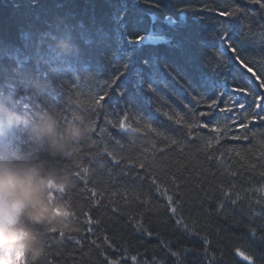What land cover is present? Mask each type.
<instances>
[{
	"label": "trees",
	"instance_id": "16d2710c",
	"mask_svg": "<svg viewBox=\"0 0 264 264\" xmlns=\"http://www.w3.org/2000/svg\"><path fill=\"white\" fill-rule=\"evenodd\" d=\"M205 4L214 11H196ZM261 4L264 0H0V104L24 115L47 112L61 127L77 116L95 121L90 135L72 143L70 156L53 154L24 134L10 142L45 171L73 176V185L56 195L72 207L74 225L67 231L56 224L37 226L41 252L30 255L28 264H248L237 249L264 264L259 239L264 234V123L249 122L256 102L244 111L221 113L237 99L224 95L211 117H202L220 90L188 87L214 63L212 45L219 46L215 36L221 25L234 35L243 31V55L261 59L248 43L264 37ZM237 8L234 17L219 16ZM138 36L143 39L137 41ZM58 39L70 48L59 49ZM227 80L229 93L243 86L232 76ZM106 82L110 90L101 91ZM105 92L102 110L95 109L93 99ZM201 95L203 102L195 103ZM125 113L131 125L125 131L108 123H118ZM206 122L208 127H201ZM188 124L196 126L191 136ZM213 126L221 132H212ZM209 140L212 150L201 151ZM166 145L170 150L161 153ZM130 158L143 162L164 187L172 181L179 186L185 202L176 218L189 231L175 225L164 211L166 201L155 194L153 210L142 215L144 206L135 197L148 192L149 180L133 179ZM83 169L86 174H74ZM136 221L145 233L135 230Z\"/></svg>",
	"mask_w": 264,
	"mask_h": 264
},
{
	"label": "clouds",
	"instance_id": "9594fccd",
	"mask_svg": "<svg viewBox=\"0 0 264 264\" xmlns=\"http://www.w3.org/2000/svg\"><path fill=\"white\" fill-rule=\"evenodd\" d=\"M56 46L68 50L70 44L58 39ZM93 119L77 116L62 127L47 112L24 115L0 104V264H28L41 252L37 226L59 225L67 231L75 223L72 207L56 193L73 185V176H56L45 171L29 156L10 147L19 134L52 152L70 156L72 143L90 135Z\"/></svg>",
	"mask_w": 264,
	"mask_h": 264
},
{
	"label": "snow or ice",
	"instance_id": "6c2138e0",
	"mask_svg": "<svg viewBox=\"0 0 264 264\" xmlns=\"http://www.w3.org/2000/svg\"><path fill=\"white\" fill-rule=\"evenodd\" d=\"M253 3H261V0H251ZM261 8H264V4H261ZM196 11H214V9H208L207 5L205 4V8L201 10ZM240 9H234L233 11H220L219 16L221 17H234L239 13ZM223 33V35H221ZM245 36V33L243 31L239 32L238 34L234 35L227 31V29L221 25L220 29L216 32L215 38L219 40V46L217 47L215 44L212 46L216 48L215 54H214V63H209L208 67L205 68L199 76V80L195 83V87H193L192 83L188 84V87L192 89V91H196L197 87L204 88L205 90L211 88L213 90L219 89V93L216 94L217 98L216 100H212L211 103L208 105L210 111L201 113L202 117H211L214 110L219 107V104L217 103L218 100L223 99L224 95H231L232 97H236L237 99H234L231 101V107H225L221 108L220 112L224 113L227 112L231 114L235 110L244 111L247 108L252 107L253 101L256 102V108L253 110L254 115L249 118V122L253 120H258L260 123H264V115H261L262 112H264V37H261L259 40H249L248 43L250 46L254 48L259 49V55L261 56L260 60H256L254 58H248L243 55V52L245 50L244 43L241 40V37ZM143 37H136V40H142ZM254 67L256 70L254 71ZM250 74V75H249ZM232 76L233 82H239V84H242L243 86H235L231 89V92L229 93V90L227 88L228 80L227 77ZM223 78V79H222ZM256 81H260L259 84H256ZM251 85V86H250ZM166 87V86H165ZM104 88H107L108 91L110 90V84L105 83L101 86L100 90L103 91ZM256 93H259L258 95ZM249 96H252V100H249ZM107 97V92H105L104 95H98L93 99V105L95 106V109L102 110V107L105 103ZM195 99V98H194ZM243 99L244 103H240L239 100ZM203 102V96L201 95L199 100H195V103H201ZM192 103V101H190ZM159 111V109H157ZM164 116H166L169 120L173 119V116L169 115L168 112L163 113ZM128 114L125 113V116L123 119H120L117 123L116 121H108L109 124H112L114 127L118 129V131L123 132L126 130V125L128 127H131V125H128ZM210 122V119H209ZM233 124L236 123V118L233 117ZM176 124H180L181 120L176 119ZM147 127L149 129H152V124H147ZM187 127L189 128V136H191V130L196 127L192 124H188ZM201 127L207 128L208 122L201 125ZM240 128H247L248 125L245 123L239 124ZM133 132L137 131L138 129L132 128ZM154 130V129H153ZM103 131V130H102ZM212 132H215L219 134L221 132V128L217 126H213L211 129ZM158 135H162L161 133H158ZM247 137H245L246 139ZM202 139V138H201ZM216 142L219 143L220 136L217 135L215 137ZM233 139H240V137H233ZM172 145H175L177 143L176 140L171 141ZM212 141L209 140L208 143L204 146V148L200 149L201 151L207 152L212 150ZM165 150H170L168 146L166 145L164 149H160V152L163 153ZM108 156H113L111 152L107 153ZM115 160V157H113ZM209 160L213 159V157H208ZM118 163V162H117ZM115 166V165H114ZM129 171L135 170V176L134 180H139L141 183H143L144 180H149V189L147 193L144 192H137L136 193V199L139 201V203L144 206V212L142 215L147 214L148 212L152 211L153 209L149 207L151 204V197L153 194H155L159 199H162L166 201V204L164 205V211L169 214L170 219L175 220V225L177 227L184 225L183 230L185 232L189 231L187 224L184 223V220L182 218H176L178 211L181 209L182 204L185 202L183 198V194L179 191V186L175 185V182L172 181L170 187H164L161 183L158 182V178L151 176L149 172L145 171L146 166L143 162L137 163L133 159H129ZM140 172H145L144 176H140ZM83 174L87 173V169H83L81 171H78L74 173L76 176H81ZM93 197L97 195V191L95 188L91 189ZM125 192H127V189H125ZM222 195L224 196L225 200L231 199V194L229 192H224L221 189ZM141 196H147V199L141 200ZM240 198L237 197V199H232L231 203L235 205ZM195 207H202V205H194ZM113 212H116V209H113ZM261 214H264V208L261 209ZM88 222L91 224L93 221L91 220V217H88ZM135 230L138 232H141L142 234L145 233V230L140 225L139 221L135 222ZM260 227H264V225H260ZM91 231V229H89ZM256 229H252V235L255 238L256 236ZM64 233L61 232V236H63ZM146 235L151 236L152 233L148 232ZM261 242H264V234H262L259 237ZM79 243V241H77ZM207 243V241H205ZM237 254L240 255L244 260L248 262V264H256L255 257L251 255H245L243 252H240L239 249H237ZM173 255H176L173 253ZM133 261H136V257L132 258ZM111 264H117L116 261H112Z\"/></svg>",
	"mask_w": 264,
	"mask_h": 264
},
{
	"label": "rangeland",
	"instance_id": "374dc122",
	"mask_svg": "<svg viewBox=\"0 0 264 264\" xmlns=\"http://www.w3.org/2000/svg\"><path fill=\"white\" fill-rule=\"evenodd\" d=\"M151 36H149L148 38H150Z\"/></svg>",
	"mask_w": 264,
	"mask_h": 264
}]
</instances>
